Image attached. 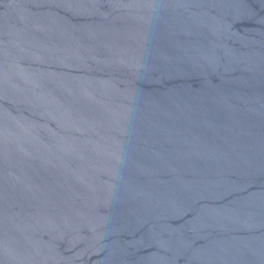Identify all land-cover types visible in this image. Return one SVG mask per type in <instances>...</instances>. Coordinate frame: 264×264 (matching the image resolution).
Wrapping results in <instances>:
<instances>
[{
	"label": "water",
	"instance_id": "95a60500",
	"mask_svg": "<svg viewBox=\"0 0 264 264\" xmlns=\"http://www.w3.org/2000/svg\"><path fill=\"white\" fill-rule=\"evenodd\" d=\"M0 264H264V0H0Z\"/></svg>",
	"mask_w": 264,
	"mask_h": 264
}]
</instances>
